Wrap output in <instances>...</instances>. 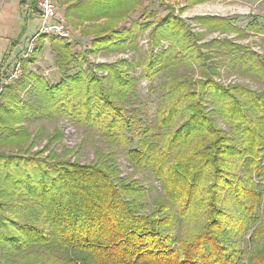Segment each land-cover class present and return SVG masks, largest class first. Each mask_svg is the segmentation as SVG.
Instances as JSON below:
<instances>
[{
    "label": "trees",
    "instance_id": "obj_1",
    "mask_svg": "<svg viewBox=\"0 0 264 264\" xmlns=\"http://www.w3.org/2000/svg\"><path fill=\"white\" fill-rule=\"evenodd\" d=\"M62 1L79 9L89 3L82 10L87 19L125 18L141 3ZM233 19L197 17L209 30L243 34ZM108 29L95 31V46L133 45L130 35ZM163 38L169 46L140 62L149 80L165 76L153 118L144 103L130 108L138 100L137 81L125 60L104 65L107 77L78 71L52 84L39 77L33 99L43 106L38 116L79 115L113 149L126 147L164 197L121 177L112 147L90 164L0 152V264H264V58L229 39L204 43L227 50L221 66L255 77L258 91L221 79L224 69L208 64L181 17L169 13L155 25L151 40L159 45ZM50 40L65 71L72 62L67 43ZM4 128L0 141L20 136V127Z\"/></svg>",
    "mask_w": 264,
    "mask_h": 264
},
{
    "label": "rangeland",
    "instance_id": "obj_2",
    "mask_svg": "<svg viewBox=\"0 0 264 264\" xmlns=\"http://www.w3.org/2000/svg\"><path fill=\"white\" fill-rule=\"evenodd\" d=\"M74 3L75 1L63 3L62 0H57L59 16L65 20L69 27V37L55 34L39 37L36 43L38 51L29 61L32 64L36 63L34 68L31 70L25 67V62H23L21 76L9 81L2 92L0 127L21 128L18 138L0 141V152L2 153H20L37 159L48 158L49 163L57 164L66 160L90 164L98 160L99 151L106 152L112 147L105 138L95 135L91 126L82 122L79 115H69L64 112L59 115L38 116L39 109H43V106L42 103L36 102V96L33 99V93H35L34 88L39 77H47L51 84L59 82L65 74L70 75L78 71L85 73L92 71L100 77H107L108 70L104 68V65L125 60L129 64L124 69L129 77L135 78L137 81L138 100L130 108L136 110V107L144 103L149 110L148 117L153 118L158 105L159 85L165 76L161 72L149 80L143 76L144 70L140 62L152 54L160 53L162 49L169 46L171 41L167 38L161 39L159 45H155L153 39L151 40L155 25L169 13L181 17L184 28L194 33L202 51L208 54V64L223 66L221 60L224 59L225 51H227L217 46H204V43L213 39L232 40L244 47L242 50H252L264 58V0H205L193 4H188V0H141L134 12L125 18L114 19L106 16L99 19L94 17L87 19L85 10H82L90 8L89 3L81 9ZM88 13L93 14L94 12ZM201 15L234 18L232 21L239 28L241 27L244 33L238 35L235 31L209 30L197 20V17ZM254 20L258 21L257 26L247 27V24ZM38 24L39 22L28 19L23 20L22 44L28 45L31 37L38 31ZM100 28H109L108 32L110 33L123 31L122 33L130 35V38L134 39L133 45L127 44L124 48H115L111 43H101L95 46L96 42L93 41L95 31H99ZM51 37H61L64 43H67V56L71 57L72 62L65 71L60 70L57 64V51L51 44ZM53 67L56 68L52 69ZM183 67L185 66H182L181 69ZM0 69L3 75L11 71V69L6 71L2 67ZM201 70L198 69V72L200 73ZM56 72L61 75L57 79L50 75L47 76L49 73L53 75ZM198 72L194 73V79L200 78ZM221 79H224L227 84L239 82L258 91L262 88L259 80L252 75L229 74L227 68L223 70ZM149 101H152L150 105H148ZM31 104L33 116L27 118L25 109ZM89 105L74 111H85ZM8 109L11 112H8ZM113 151L117 156L116 164L121 177L136 179L145 187L150 188V191L155 193L158 198L164 197L162 186L154 176L146 169L136 167L128 159L126 147L114 148ZM152 199L151 193L148 194V200L151 202Z\"/></svg>",
    "mask_w": 264,
    "mask_h": 264
},
{
    "label": "crops",
    "instance_id": "obj_3",
    "mask_svg": "<svg viewBox=\"0 0 264 264\" xmlns=\"http://www.w3.org/2000/svg\"><path fill=\"white\" fill-rule=\"evenodd\" d=\"M24 19L39 22L35 0H0V67L6 71L21 60L27 46L21 43ZM27 59H23L24 66L32 70L36 63L32 64ZM49 75L56 79L61 76L59 72Z\"/></svg>",
    "mask_w": 264,
    "mask_h": 264
},
{
    "label": "built area",
    "instance_id": "obj_4",
    "mask_svg": "<svg viewBox=\"0 0 264 264\" xmlns=\"http://www.w3.org/2000/svg\"><path fill=\"white\" fill-rule=\"evenodd\" d=\"M35 5L39 15L38 31L31 37L27 47L24 49L22 60L18 61L6 75H3L0 69V96L8 82L20 77L23 73V59L29 58L35 51L39 37L49 34L61 37H69L70 35L69 27L66 25L65 20L59 16L57 0H35Z\"/></svg>",
    "mask_w": 264,
    "mask_h": 264
}]
</instances>
